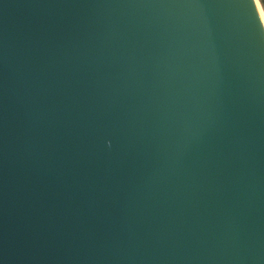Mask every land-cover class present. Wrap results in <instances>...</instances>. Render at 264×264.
I'll list each match as a JSON object with an SVG mask.
<instances>
[{
	"label": "water",
	"instance_id": "95a60500",
	"mask_svg": "<svg viewBox=\"0 0 264 264\" xmlns=\"http://www.w3.org/2000/svg\"><path fill=\"white\" fill-rule=\"evenodd\" d=\"M0 264H264L257 0H0Z\"/></svg>",
	"mask_w": 264,
	"mask_h": 264
},
{
	"label": "built area",
	"instance_id": "2783aa9c",
	"mask_svg": "<svg viewBox=\"0 0 264 264\" xmlns=\"http://www.w3.org/2000/svg\"><path fill=\"white\" fill-rule=\"evenodd\" d=\"M258 4H259L260 11H261V15L263 16V19H264V7H263V5L260 4L259 1H258Z\"/></svg>",
	"mask_w": 264,
	"mask_h": 264
},
{
	"label": "trees",
	"instance_id": "16d2710c",
	"mask_svg": "<svg viewBox=\"0 0 264 264\" xmlns=\"http://www.w3.org/2000/svg\"><path fill=\"white\" fill-rule=\"evenodd\" d=\"M260 1H261L262 5H263V7H264V0H260Z\"/></svg>",
	"mask_w": 264,
	"mask_h": 264
},
{
	"label": "rangeland",
	"instance_id": "374dc122",
	"mask_svg": "<svg viewBox=\"0 0 264 264\" xmlns=\"http://www.w3.org/2000/svg\"><path fill=\"white\" fill-rule=\"evenodd\" d=\"M259 2H260V4L262 5V3H261V1L260 0H258ZM259 5V4H258Z\"/></svg>",
	"mask_w": 264,
	"mask_h": 264
}]
</instances>
